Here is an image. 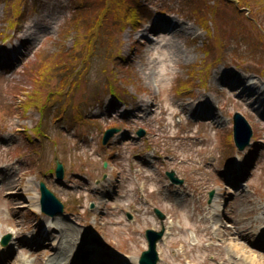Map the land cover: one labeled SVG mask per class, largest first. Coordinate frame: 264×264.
<instances>
[{"label": "rangeland", "instance_id": "obj_1", "mask_svg": "<svg viewBox=\"0 0 264 264\" xmlns=\"http://www.w3.org/2000/svg\"><path fill=\"white\" fill-rule=\"evenodd\" d=\"M194 2L141 0L152 15L138 29H110L113 43L97 38L80 65L90 21L73 24L77 0H0V248L8 251L0 264H51L59 246L70 262L139 264L146 232L162 228L158 264H264V76L236 42L207 69L215 59L205 57L208 34L191 16ZM11 8L25 14L14 27ZM73 49L74 75L54 69L35 83L37 64ZM249 83L255 92L246 95ZM35 88L42 109L24 108ZM236 114L252 133L241 151L232 140ZM41 182L65 206L58 220L35 204ZM59 222L77 231L76 246L54 230Z\"/></svg>", "mask_w": 264, "mask_h": 264}, {"label": "trees", "instance_id": "obj_2", "mask_svg": "<svg viewBox=\"0 0 264 264\" xmlns=\"http://www.w3.org/2000/svg\"><path fill=\"white\" fill-rule=\"evenodd\" d=\"M77 2L75 8L79 9L76 10L77 15L73 24L77 25V29H79L82 21H90L85 24L88 37L85 40L84 55H82L80 63L78 61L80 56L75 55L76 49L61 50L48 58L47 61L37 64L34 70L37 74L34 78L36 84L43 85L48 81L54 69L60 72L71 71V75H74L77 64H87L90 56H93L98 44L97 38H110L109 41L113 43L114 34L120 28L119 26L125 28L129 25L138 29L139 24L152 15L151 8L142 5L141 0H77ZM189 8L192 10L191 16L208 34V39L203 44V51L206 58L213 57L215 60L207 65V69L211 65L223 61L222 57H224L228 44L236 42V46L239 47L235 52L247 46L246 51L248 57L251 58L249 60H255V64L257 63L255 66H258L253 71L264 76V0H215L212 4L206 0H195ZM223 8L231 9L229 10L231 16L224 18V12L227 11H224ZM11 9L7 21L11 27H14L20 23L25 14L21 11L22 8ZM174 11L177 10L174 9ZM178 11L180 13V10ZM89 12H95L96 16ZM146 15H148L147 18ZM108 16H112L113 20H105ZM111 25H113L112 28ZM110 29L114 33L112 37L108 36L111 34ZM231 39L234 41L229 43ZM76 83V86H79V83ZM76 83L73 82L69 85L72 87ZM107 86L110 93L116 96L120 95V88L113 83L109 82ZM39 94L40 92L36 88L33 92L26 93L27 99L22 104L24 108L34 106L41 110L43 104H40L41 94Z\"/></svg>", "mask_w": 264, "mask_h": 264}, {"label": "water", "instance_id": "obj_3", "mask_svg": "<svg viewBox=\"0 0 264 264\" xmlns=\"http://www.w3.org/2000/svg\"><path fill=\"white\" fill-rule=\"evenodd\" d=\"M241 117L239 114H236L234 116V130H233V138L234 143L237 146L238 150L244 149L250 141L251 137V129L249 124L244 120H239ZM247 130V135L242 140L241 136L243 135V131ZM116 132L115 129H111L108 132H106L103 142L106 143L107 140L113 136V134ZM241 133V134H240ZM144 134L143 130H140L138 132L139 136H142ZM56 176L59 180L63 178L64 175V169L63 165L56 160V169H55ZM167 176L174 182H180L174 177L173 172H168ZM40 191H41V209L51 215L63 212V204L56 198V196L45 186L44 183L40 184ZM157 215L159 218L164 219V215L161 214L158 210H156ZM164 234V230H161L160 232L155 233L153 230H148L146 232L148 241H149V250L143 252V254L140 257L139 263L140 264H156L158 258L157 253L155 250V246L158 240L162 238ZM9 239V236H7L4 239V243Z\"/></svg>", "mask_w": 264, "mask_h": 264}, {"label": "bare ground", "instance_id": "obj_4", "mask_svg": "<svg viewBox=\"0 0 264 264\" xmlns=\"http://www.w3.org/2000/svg\"><path fill=\"white\" fill-rule=\"evenodd\" d=\"M249 85L250 86H248V87H246V89H244L243 91H242V93L244 92L246 95H250L251 93H253V92H255V87L254 86H252L253 84L252 83H249ZM264 109V108H263ZM234 192V191H233ZM106 201L108 200V198H106L105 199ZM34 201H35V204H36V206H37V203H38V196H36L35 195V197H34ZM35 206V207H36ZM216 209H219L220 208V206H218V207H215ZM214 214V216H218L219 215V213H213ZM58 219H60L59 217L57 218V220ZM60 223V222H59ZM63 224V225H62ZM60 225V226H59ZM57 224V226L55 225L54 226V230L55 231H59L61 234H62V237H64L65 239H67L68 240V245L69 246H71V244L72 245H75L76 246V244H74V243H72V241H74V239H72V237H73V234H75L77 231L75 230V229H73V228H70V227H68L66 224H64V223H60V224ZM261 234H260V236L262 237V239H264V229H262L261 231ZM71 238V239H70ZM53 247V246H52ZM73 248H74V246H73ZM54 251H55V258H54V260L56 259L57 260V257L58 258H60L58 261H57V263H55L54 262V260H52L50 263L51 264H61V262H63L64 264H67V263H69V262H66V261H68L69 260V257L67 256V254H68V251H66L65 252V247H61V246H59V247H55V248H52ZM237 249H239V248H237ZM8 251L6 250V249H1L0 248V257L1 256H3L4 254H6ZM55 260V261H56ZM256 261V259H253V261ZM77 261V260H76Z\"/></svg>", "mask_w": 264, "mask_h": 264}]
</instances>
